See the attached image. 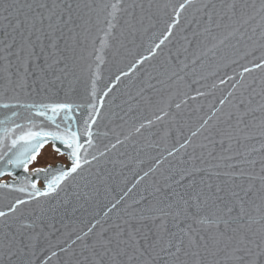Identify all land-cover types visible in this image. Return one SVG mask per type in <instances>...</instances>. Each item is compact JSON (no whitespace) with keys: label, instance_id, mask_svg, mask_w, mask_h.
Returning a JSON list of instances; mask_svg holds the SVG:
<instances>
[{"label":"snow or ice","instance_id":"6c2138e0","mask_svg":"<svg viewBox=\"0 0 264 264\" xmlns=\"http://www.w3.org/2000/svg\"><path fill=\"white\" fill-rule=\"evenodd\" d=\"M154 7L151 0L127 7L95 0H0V109L6 110L0 177H13L0 182V264H264V0L171 5L164 30L149 38L147 54L136 53L127 70L117 67L115 79L99 89L108 53L117 63L132 55L141 46L137 37L155 26ZM226 57L244 61L240 79L231 78L232 90L190 135L176 140L178 147L167 149L168 157L179 156L162 185L156 181L130 195L155 171L149 168L108 200L102 215L90 212L101 191L109 190L115 166L123 164L109 153L127 149L133 132L153 136L158 122L170 117L178 123L181 103L170 112L165 93L185 81L190 66L192 82L199 83L197 67ZM85 70L90 86L81 88ZM183 96L195 99L188 91ZM104 120L114 125L115 142L101 149L97 138L108 135L99 131ZM134 121L121 139L116 129ZM46 145L51 159L29 174ZM17 169L28 175L16 176ZM41 176L39 188L33 177Z\"/></svg>","mask_w":264,"mask_h":264},{"label":"water","instance_id":"95a60500","mask_svg":"<svg viewBox=\"0 0 264 264\" xmlns=\"http://www.w3.org/2000/svg\"><path fill=\"white\" fill-rule=\"evenodd\" d=\"M149 0H95L97 4H107L111 5L113 3L123 4V6L127 7L131 4H140L143 3L147 6ZM151 2L159 6L153 8V23L154 27H149L147 33L144 34L143 39L139 36L137 37V44L141 45L138 48L133 50L132 55L126 56L122 62L117 63V61L113 60V56L111 52L108 53L106 59L108 61L107 64L103 65L102 76L103 80L98 82V88L103 89L105 83L108 81L109 77L111 79H115V75L117 74V67L124 68L127 70L126 65L130 60L133 59V56L136 53L147 54L144 49L147 47L149 38L152 37V34L155 32L159 34L165 28V24L163 21L169 20L171 16V5L179 4L182 0H151ZM110 10V8H109ZM132 9H129L131 11ZM137 15H139V8L135 9ZM107 15L106 12L101 13V19ZM121 17H124L125 14L123 12L120 13ZM123 24V19L120 21ZM181 24H183V19H181ZM148 25V21L145 20V26ZM179 27V26H178ZM117 37H119L120 28L117 27L115 29ZM157 43L159 40L156 41ZM113 46L117 45L115 40H112ZM98 47V44H97ZM129 48H132V45H128ZM169 47L175 50V45H169ZM167 52V49H164ZM123 52V49H121ZM163 57L157 58L155 61H151V63L158 64ZM174 59V57H173ZM183 59V56H181ZM244 61H240L239 63H232L231 58L217 59V60H209L205 62L203 68L197 67L196 77L199 78V83H193V76L191 74V66L189 69V74L185 77V81L181 82L178 86L173 87L171 93H165L164 100L167 103H170L172 106L169 109L170 112L176 113L175 104L181 103V113L182 119L179 120L178 123L173 122L169 117L166 122H158L152 129V132H157V135L150 136L148 130L144 131L142 136L136 135L134 132L132 133L131 139L129 141V146L125 149L123 146H118V150H113L112 153H109L110 159H118L123 161V164L118 163L113 169V165L109 163L107 167L109 169H113L114 177L109 181L108 191H101L99 197V204L95 207L90 208V212H100L103 214V211L106 210L104 205L108 202V200L112 199L113 196H119L123 191H127L128 188H131L133 184L143 176L145 171H148L149 168H154L155 171L149 174V177H146L143 181H141L133 192L130 195H137L141 191H143L146 187L151 185L153 182L159 181L161 185L163 183V176L167 174L170 164L178 163L177 159H173V157L167 156V149L171 148L173 145L178 147L176 144V140L178 138L183 139L184 136H188L191 134V131L195 129L196 126L201 122V117L206 118V114L210 113V107L213 104H218L219 99L222 96H226L229 91L232 90L231 85L234 82L233 79L239 80L240 76L238 73L243 72V68L241 64ZM258 75V72L255 73ZM184 75V73H181ZM247 76V73H245ZM124 79V78H122ZM223 80L224 83L220 81ZM90 86V80L88 79V73L85 70L84 73V81L81 84V88L84 86ZM190 85V88L187 87ZM215 85V87H213ZM199 89L200 92L205 93L203 96H198L196 90ZM188 91L189 95L195 97V99H189L183 96V92ZM103 95L101 91L99 93ZM55 99H64V97H57ZM71 99L77 100L79 102V97H72ZM182 101H186V103H182ZM6 110L0 109V119L4 118ZM11 115L10 112L7 113ZM144 116L152 118V113L150 111H145ZM23 122V121H21ZM139 121L130 122L129 125H126L123 129H116V132L120 133L121 139L124 138L125 135L131 131V123H138ZM116 123H120V121H116ZM113 124H110L107 120H104L99 131L101 133L107 132V137L101 136L97 138V144L103 149L104 145L108 144L109 141L115 142V132H113ZM95 130V129H94ZM167 133V135H165ZM195 139V138H194ZM82 139V143H83ZM135 143L136 147H132V144ZM47 146V145H46ZM61 148L63 146H60ZM85 147L87 145L85 144ZM138 149V150H137ZM89 151H92L90 149ZM191 151V149H189ZM119 152H125V155H119ZM167 157L165 160L164 158ZM187 159V157H184ZM157 160L160 163H157ZM0 167H2V162H0ZM95 168H93V171ZM33 170H29V174ZM16 176L28 175L22 172L21 169L15 170ZM13 177L11 176H3L0 177V182H11ZM33 179H37V187L42 188L44 181L42 176L40 178L33 177ZM40 184L41 186H38ZM13 195H23L21 193H13ZM4 208V202L0 201V209ZM6 210V209H5ZM90 216H87L86 219H90ZM82 224H77L75 227H81Z\"/></svg>","mask_w":264,"mask_h":264},{"label":"rangeland","instance_id":"374dc122","mask_svg":"<svg viewBox=\"0 0 264 264\" xmlns=\"http://www.w3.org/2000/svg\"><path fill=\"white\" fill-rule=\"evenodd\" d=\"M42 155L38 158V162H34L32 165L29 166V170H33L36 167L44 166L46 161L50 160L52 157V149L49 146H45L42 150ZM57 159L62 160V157H57Z\"/></svg>","mask_w":264,"mask_h":264},{"label":"flooded vegetation","instance_id":"af4514ba","mask_svg":"<svg viewBox=\"0 0 264 264\" xmlns=\"http://www.w3.org/2000/svg\"><path fill=\"white\" fill-rule=\"evenodd\" d=\"M47 146H49L50 148H51V146L50 145H47ZM38 186H41L40 184H38Z\"/></svg>","mask_w":264,"mask_h":264}]
</instances>
